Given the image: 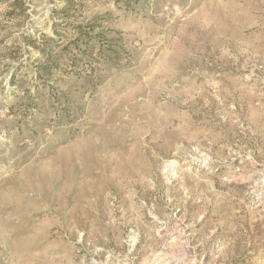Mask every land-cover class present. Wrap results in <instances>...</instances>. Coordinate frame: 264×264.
Instances as JSON below:
<instances>
[{
	"label": "rangeland",
	"instance_id": "rangeland-1",
	"mask_svg": "<svg viewBox=\"0 0 264 264\" xmlns=\"http://www.w3.org/2000/svg\"><path fill=\"white\" fill-rule=\"evenodd\" d=\"M0 264H264V0H0Z\"/></svg>",
	"mask_w": 264,
	"mask_h": 264
}]
</instances>
